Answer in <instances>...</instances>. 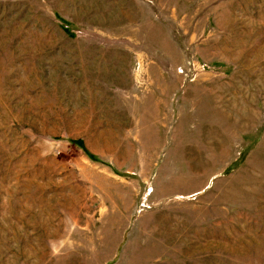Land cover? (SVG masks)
Listing matches in <instances>:
<instances>
[{
	"label": "rangeland",
	"instance_id": "rangeland-1",
	"mask_svg": "<svg viewBox=\"0 0 264 264\" xmlns=\"http://www.w3.org/2000/svg\"><path fill=\"white\" fill-rule=\"evenodd\" d=\"M0 264H264V0H0Z\"/></svg>",
	"mask_w": 264,
	"mask_h": 264
}]
</instances>
